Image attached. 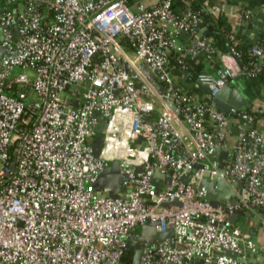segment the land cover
Returning a JSON list of instances; mask_svg holds the SVG:
<instances>
[{"label":"built area","instance_id":"1","mask_svg":"<svg viewBox=\"0 0 264 264\" xmlns=\"http://www.w3.org/2000/svg\"><path fill=\"white\" fill-rule=\"evenodd\" d=\"M227 2L0 0V264H124L126 240L147 220L173 234L140 264H257V243L231 217L264 209V117L239 110L230 142L231 117L214 97L264 72V24L242 66L209 32ZM202 56L206 69L193 73ZM96 113L107 120L99 156ZM112 160L118 197L96 186ZM222 170L246 192L215 206L198 186Z\"/></svg>","mask_w":264,"mask_h":264},{"label":"water","instance_id":"2","mask_svg":"<svg viewBox=\"0 0 264 264\" xmlns=\"http://www.w3.org/2000/svg\"><path fill=\"white\" fill-rule=\"evenodd\" d=\"M206 28L203 27L204 31ZM1 40V37H0ZM3 53V48L0 43V57ZM81 83V82H78ZM75 87V84L72 88ZM203 88L208 91V87L206 85ZM70 102V101H69ZM214 102L217 107L225 112V113H237L239 110L248 106L249 103L240 92V90L236 87L227 85L221 89V91L214 97ZM170 105L175 108L177 113L179 110L176 108L175 104L172 100L169 101ZM77 106V104H75ZM96 117L99 122L96 128V134L94 136L92 146L93 152L96 156L100 155L101 149L104 145V137H105V128L107 125V120L99 113H96ZM218 150V159L221 164H228L232 161L229 156V150L224 147H220ZM201 164L196 165V168ZM137 170H140V167H137ZM161 175L159 171H153L152 182L155 186L156 191L164 192L166 186L158 187L155 182V178ZM167 179V184L170 181L171 174L169 172L163 174ZM225 171H221V175L215 180H209L204 177L200 180L199 190L203 191L208 200L212 201L213 205L217 206L219 203L229 200L234 197V194L231 192H224L225 188H229V185L224 179ZM122 174L120 173V162L119 160H112L108 163L104 172L102 173L100 179L96 183V186L103 191H107L112 197H118L121 191H124V186L121 183ZM189 177H183L182 180L187 182ZM167 205V204H166ZM239 214V212L235 213L231 219L234 221L235 217ZM158 222H152L147 220L146 223L136 228L133 232V237L126 240L125 250L133 252V264H140L141 257L146 254L149 248L155 244L156 242L163 240L166 237H170L173 234L172 229H168L167 231L160 232L156 231V225ZM230 256H237L233 251L227 252ZM250 261L258 263V258L254 257V255H250ZM202 263V260L199 261V264Z\"/></svg>","mask_w":264,"mask_h":264},{"label":"crops","instance_id":"3","mask_svg":"<svg viewBox=\"0 0 264 264\" xmlns=\"http://www.w3.org/2000/svg\"><path fill=\"white\" fill-rule=\"evenodd\" d=\"M263 2L264 0H228L226 4L224 15L231 22L233 28L241 32L242 40L249 42L250 45L257 42L260 34V27L264 24ZM245 8L253 13V18L243 23L242 10ZM201 58H203V56ZM229 85L238 88L249 103V105L244 108L252 111L257 109H262L264 111V85H260L257 90L251 89L246 84L245 76L236 77ZM198 90L206 92L203 86H199ZM228 115L232 120L229 141L234 142L236 139L235 134L237 133L234 123L238 121V116L237 113H228ZM227 191L233 193L235 196L244 194L246 192V184L241 185V183H239L236 186L225 188L224 192ZM261 212H264L263 208L259 209L257 212L245 210L237 214L233 221L236 225L248 232L257 243L259 251L254 254V257L259 260L257 264H264V224L259 214Z\"/></svg>","mask_w":264,"mask_h":264},{"label":"trees","instance_id":"4","mask_svg":"<svg viewBox=\"0 0 264 264\" xmlns=\"http://www.w3.org/2000/svg\"><path fill=\"white\" fill-rule=\"evenodd\" d=\"M207 2L208 4L212 3L213 0H194V3L192 4L193 8H200L204 5V3ZM207 17H210L207 14ZM210 20V18H208ZM214 21V19H212ZM233 29V26L231 22L228 20V18L223 14L220 15L216 20L214 25H211L209 28L210 34L215 39V42L218 46L219 52H229L232 48V46H235L238 51L241 53L240 57V63L242 66H245L251 59L252 55L250 53V47L251 45L247 41H238L237 39L242 38L241 32H236V40H232L230 38L231 30ZM238 41V42H237ZM177 55L172 54L171 55V63L176 64ZM207 64L206 60L203 58H198V60L190 61V67L189 69L192 70L193 73H197L198 71H202L206 69ZM246 77V84L251 89L257 90V88L260 85H264V72L259 73L256 76H245ZM254 114L256 118L264 117V111L262 109H257L254 111ZM242 212V211H240ZM239 212V213H240ZM133 258L134 254L130 251H125L123 256V263L124 264H133Z\"/></svg>","mask_w":264,"mask_h":264},{"label":"rangeland","instance_id":"5","mask_svg":"<svg viewBox=\"0 0 264 264\" xmlns=\"http://www.w3.org/2000/svg\"><path fill=\"white\" fill-rule=\"evenodd\" d=\"M17 71H20V69L18 68Z\"/></svg>","mask_w":264,"mask_h":264}]
</instances>
